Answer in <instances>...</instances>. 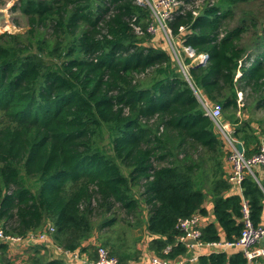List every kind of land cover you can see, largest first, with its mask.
I'll use <instances>...</instances> for the list:
<instances>
[{
    "label": "trees",
    "instance_id": "obj_1",
    "mask_svg": "<svg viewBox=\"0 0 264 264\" xmlns=\"http://www.w3.org/2000/svg\"><path fill=\"white\" fill-rule=\"evenodd\" d=\"M256 1L175 13L172 34L183 26L184 44L207 55L184 59L187 78L162 33L146 31L149 9L136 0L15 1L26 29L0 33V227L16 236L53 227L51 245L27 243V264H69L60 250L77 254L73 264H95L98 247L130 264L143 240L152 255L178 261L188 248L176 241L179 219H206L203 243L234 241L242 198L259 226L264 193L247 173L241 193L227 194L229 148L201 103L221 107L245 157L258 152L254 121L240 110H264V19L243 11L230 27L238 6ZM238 91L252 95L247 106ZM8 248L0 241V264H17ZM229 250L188 264H247Z\"/></svg>",
    "mask_w": 264,
    "mask_h": 264
},
{
    "label": "built area",
    "instance_id": "obj_2",
    "mask_svg": "<svg viewBox=\"0 0 264 264\" xmlns=\"http://www.w3.org/2000/svg\"><path fill=\"white\" fill-rule=\"evenodd\" d=\"M205 1L209 2L208 0H136L138 4L149 9V24L146 31L150 34L162 33L177 66L185 78H187L188 66L184 64V59L186 57L190 58V64L194 62L193 64L195 65L203 63L207 55L196 54L191 47L184 44V39L181 37L185 30L183 26L178 27V33L174 35L168 26V22L172 20L175 13H183L187 10H190L194 16L197 15ZM134 30L136 33H141L136 26H134ZM241 94V91L237 92V104L239 107L243 106ZM201 103L206 114L211 118L215 128L229 148V155L226 159L230 164L231 170L227 176V180L241 190L240 185L245 174H252L253 167L255 166H260L264 169V145L261 144L257 153L250 157H245L243 152L240 153L237 149L238 141L231 135V126L222 121L221 107L217 104H208L206 101H201ZM241 214L242 230L240 236L234 241L218 240L206 243L201 242L199 238L203 218L198 214H193L190 217L177 221L175 227L180 231V234L177 236L176 241L184 243L187 247H191L192 245L205 246L210 250L212 249V252H223L228 248L237 247L241 250L247 264H258L257 259L264 256V248L257 246L259 240L264 239V227L253 225L250 219L248 203L243 198L241 201ZM52 231L53 227L50 226L48 230L33 231L28 232L24 236H16L4 233L0 227V241L7 243L11 247L27 243L45 242L50 238L49 232ZM191 241H194V243H191ZM169 250L170 247H166L164 253ZM60 252L77 258L76 253L71 254L63 250H60ZM148 259V264H171L169 260L156 257L155 255H151ZM196 260V256H190L186 261L195 262ZM186 261L182 260L175 264H185ZM95 264H117V259L114 256H110L106 248L98 247Z\"/></svg>",
    "mask_w": 264,
    "mask_h": 264
},
{
    "label": "crops",
    "instance_id": "obj_3",
    "mask_svg": "<svg viewBox=\"0 0 264 264\" xmlns=\"http://www.w3.org/2000/svg\"><path fill=\"white\" fill-rule=\"evenodd\" d=\"M254 111L256 112L257 110H254V109H251L249 108V110H247L248 114L250 113V118L253 119L254 122H252V127L255 129L256 133H257V136L259 137V140L261 142V144L264 145V121L261 123V125L259 126L257 124L256 121L260 120V119H256V117H253L251 116V114L254 115ZM242 118L244 119H248L249 117L247 115H242ZM223 120V119H222ZM225 123H228L227 121L223 120ZM229 124V123H228ZM230 126V125H229ZM224 168L225 170L227 171V173L229 174L230 170H231V167H230V164L227 162V159L224 161ZM252 173H253V178L255 179V181L259 184V186L261 187L263 193H264V169L260 166H255L253 167V170H252ZM241 193V190L237 187V186H232L230 188V190L227 192V194H236V193ZM205 207L208 211V215L206 216L207 220L208 221H213L214 224L216 225V227L218 228L219 230V227H218V224L217 222L215 221L213 215H212V212H211V209H212V205H211V202L210 200H207L205 202ZM144 214L146 215V213L144 212ZM203 224L202 226H204V224L206 223V219L203 218ZM259 225L264 227V199L262 201V211H261V215H260V222H259ZM95 242V237H92L90 238L88 241L84 242V244H89V243H94ZM143 243V242H142ZM46 244H52V241H51V238H49L47 241L44 242V245ZM258 247H263L260 245V243L258 242L257 244ZM147 247V244L145 243V247L144 249L142 250V254L139 258V260L137 262H132L130 264H148V261H149V257L153 254L152 252H149L148 249L146 248ZM264 248V247H263ZM8 256L11 257V259H13L14 261L17 260L18 257H23L25 254L24 252H21L22 250H27V251H31L33 254V249L30 248L29 245L27 244H23V245H16L15 247H11L9 246L8 248ZM49 250H50V247H49ZM226 250H229L226 249ZM230 251V250H229ZM44 251L41 249L40 250V253H43ZM212 252V249H208L207 247L205 246H197V245H192L191 247H188L187 248V257H181L180 259H178V261H170L171 264H175L176 262H179V261H186L187 258H189L190 256H196L197 259L200 255H205V254H209ZM23 254V255H17L16 257H14V254ZM48 255L50 254L48 251H47ZM68 260L67 262L69 264H73L74 261H73V257L72 255L70 256H67ZM70 258V259H69ZM22 259V258H21ZM86 259L85 255L82 254V257H81V260L84 261ZM188 263H194V262H188L186 261L185 264H188ZM257 263L258 264H264V256L260 257L257 259ZM22 264V263H20Z\"/></svg>",
    "mask_w": 264,
    "mask_h": 264
},
{
    "label": "rangeland",
    "instance_id": "obj_4",
    "mask_svg": "<svg viewBox=\"0 0 264 264\" xmlns=\"http://www.w3.org/2000/svg\"><path fill=\"white\" fill-rule=\"evenodd\" d=\"M15 1L16 0H0V33L2 32H10V33H24L25 29H26V21L24 16L18 11V10H12L11 8L13 7V5H15ZM210 3L211 1L214 0H208ZM264 2V0H259L256 2H252L253 4H241L238 6V8L235 10L236 16L231 20L230 22V27L231 26H235L236 22H237V18L240 17L241 15H243V11L244 13H254L257 19H264V8H262V3ZM188 7H190L188 5ZM249 36V33L246 34L245 38H247ZM159 42H162L164 40L161 39V34L159 35ZM194 63V62H193ZM192 63V65H193ZM186 66H188V64H185ZM238 97V96H237ZM252 98V95L249 94V92L245 93L242 92L241 94V102H243V104H245L246 106L248 105V103L250 102V99ZM247 108L245 109L244 107L241 108L240 110V115H247L250 119V113L248 114L247 112ZM222 114V113H221ZM251 116L256 117V119H260L262 120V122L264 121V110L263 109H257V111H254V115L251 114ZM223 119V118H222ZM223 121V120H222ZM261 145V144H260ZM146 213V212H145ZM143 217H145V214H143ZM93 218H96V216L94 215ZM133 223V222H131ZM135 224H131L129 227L130 232L133 233V235H140L141 230L139 227L134 226ZM124 227H127L128 225H123ZM141 241V240H140ZM143 242V243H142ZM139 244V249L142 251L145 247V243L146 240L142 241ZM21 252H24V256L23 257H18L17 260H15V262L17 264H27V263H31L29 262V256L32 255L31 251H27V250H22ZM19 255H23V254H14V257ZM25 260V262L23 263L22 260Z\"/></svg>",
    "mask_w": 264,
    "mask_h": 264
},
{
    "label": "water",
    "instance_id": "obj_5",
    "mask_svg": "<svg viewBox=\"0 0 264 264\" xmlns=\"http://www.w3.org/2000/svg\"><path fill=\"white\" fill-rule=\"evenodd\" d=\"M237 149H238V151L240 153L243 152V146H242V144L240 142L237 143ZM191 243H194V241H191ZM259 243H260L261 246L264 247V239L259 240Z\"/></svg>",
    "mask_w": 264,
    "mask_h": 264
}]
</instances>
